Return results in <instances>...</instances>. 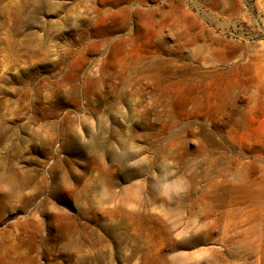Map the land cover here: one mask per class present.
<instances>
[{"label": "rangeland", "instance_id": "obj_1", "mask_svg": "<svg viewBox=\"0 0 264 264\" xmlns=\"http://www.w3.org/2000/svg\"><path fill=\"white\" fill-rule=\"evenodd\" d=\"M263 69L264 0H0V264H216Z\"/></svg>", "mask_w": 264, "mask_h": 264}, {"label": "bare ground", "instance_id": "obj_2", "mask_svg": "<svg viewBox=\"0 0 264 264\" xmlns=\"http://www.w3.org/2000/svg\"><path fill=\"white\" fill-rule=\"evenodd\" d=\"M258 77L264 85V72ZM233 174L216 184V264H264V164L239 163Z\"/></svg>", "mask_w": 264, "mask_h": 264}]
</instances>
